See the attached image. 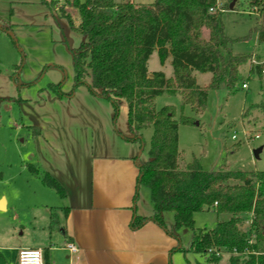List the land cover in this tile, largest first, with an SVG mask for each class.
Returning a JSON list of instances; mask_svg holds the SVG:
<instances>
[{"label": "rangeland", "instance_id": "rangeland-1", "mask_svg": "<svg viewBox=\"0 0 264 264\" xmlns=\"http://www.w3.org/2000/svg\"><path fill=\"white\" fill-rule=\"evenodd\" d=\"M47 1L51 9L44 0H0V196L9 199V208L0 211V245L22 240L20 224H28L45 200L37 196L39 187L57 196L43 187L41 175L49 172L59 181L55 174L62 176L63 172L56 170L57 166L67 164L63 148L74 163L84 152L87 157L130 152L139 164L149 159L153 129L142 130V141L132 140L135 133L128 124L127 102L121 100L117 108L109 98L92 93L87 83L76 81L74 51L85 37L73 28L68 16L77 26L79 10L62 0ZM114 1L150 5L155 0ZM218 7L224 10V32L234 40V53L251 55L240 66L247 88L209 89L206 108L200 113L184 105L180 94L159 95L154 105L157 109L173 106L176 119L184 115L194 120L179 124L180 167L198 159L206 170L227 166L264 171V113L252 107L264 103V72H250L257 64L264 68V44L252 32L257 12L248 0H218ZM207 34L204 29L203 36ZM171 60L169 56L162 63L155 50L148 70L173 77ZM195 74L200 86L208 85L212 76L199 71ZM247 109L249 113L243 115ZM257 149H262L258 158L254 155ZM67 167L74 172V166ZM146 199H151L150 189L142 184L140 203ZM166 214L167 223L169 219L174 222V214ZM228 218L220 216L221 220ZM194 219L196 231L211 229L218 221L214 211L197 212ZM243 228H248L247 222ZM172 230L182 239L186 259L203 264L206 256L190 251L193 231L175 225ZM229 256L223 253L221 264H227ZM0 264L11 262L0 255Z\"/></svg>", "mask_w": 264, "mask_h": 264}, {"label": "trees", "instance_id": "trees-1", "mask_svg": "<svg viewBox=\"0 0 264 264\" xmlns=\"http://www.w3.org/2000/svg\"><path fill=\"white\" fill-rule=\"evenodd\" d=\"M248 1L257 12L252 32L264 44V0ZM70 3L79 10L80 22L74 26L68 16L69 21L85 37L74 51L77 83H87L92 93L109 98L117 108L121 100L127 102L128 124L135 133L132 140L142 141V130L153 129L149 159L138 166V186L150 189L155 209L151 219L164 226L163 214L172 212L177 229L193 231L190 251L205 255L203 264H221L223 253L230 254L227 264H264V171L227 166L206 170L198 159L180 167L179 124L194 120L184 115L176 119L173 106L157 109L154 105L159 95L180 94L184 105L200 113L206 108L209 89L244 88L240 66L251 55L234 53V40L224 32V10L218 0H155L150 5L114 0ZM204 29L207 36H203ZM155 50L162 63L171 56L173 77L167 78L162 71L149 72L148 60ZM263 70L257 64L250 72L262 75ZM195 71L211 73L208 85L197 83ZM252 107L264 113V103ZM41 176L47 187L61 197L67 195L51 173ZM200 211L229 218L219 219L211 229L196 231L194 216ZM50 217V227L55 228V209ZM146 220L136 217L132 226L137 228ZM246 222L249 226L244 229Z\"/></svg>", "mask_w": 264, "mask_h": 264}, {"label": "crops", "instance_id": "crops-1", "mask_svg": "<svg viewBox=\"0 0 264 264\" xmlns=\"http://www.w3.org/2000/svg\"><path fill=\"white\" fill-rule=\"evenodd\" d=\"M193 75L197 81L195 72ZM63 152L67 164L62 162L56 169H62L63 175L55 174L52 165L48 167L67 195L58 196L52 189L57 195L53 196L38 186L37 196L45 199L42 208L28 224H20L22 240L0 245L5 262L17 264L22 248H40L45 264H192L183 254L181 237L172 230L175 221L167 223L164 213L165 225H160L151 219L155 214L151 199L140 203L139 163L133 153L87 157L84 152L74 163L67 149ZM67 165L74 166V172L70 173ZM0 200V211H6L9 199L1 195ZM53 209L58 223L55 228L50 227ZM136 217L147 220L134 228ZM68 244L76 246V251Z\"/></svg>", "mask_w": 264, "mask_h": 264}, {"label": "built area", "instance_id": "built-area-1", "mask_svg": "<svg viewBox=\"0 0 264 264\" xmlns=\"http://www.w3.org/2000/svg\"><path fill=\"white\" fill-rule=\"evenodd\" d=\"M64 3H67L68 0H62ZM264 72V70H263ZM244 88H247V84L245 83L243 85ZM246 135L248 138L249 136L247 133ZM256 138L260 137V134L255 135ZM234 139H236V135L233 136ZM216 205V203H215ZM68 247L72 251H76V246L73 244H68ZM17 264H45L44 262V256H43V250L40 248H22L19 250L18 253V263Z\"/></svg>", "mask_w": 264, "mask_h": 264}, {"label": "water", "instance_id": "water-1", "mask_svg": "<svg viewBox=\"0 0 264 264\" xmlns=\"http://www.w3.org/2000/svg\"><path fill=\"white\" fill-rule=\"evenodd\" d=\"M197 124H198V123H197ZM261 151H262V149L254 150V155H255L256 158L259 157V154H260ZM1 201H2V200H0V202H1Z\"/></svg>", "mask_w": 264, "mask_h": 264}, {"label": "bare ground", "instance_id": "bare-ground-1", "mask_svg": "<svg viewBox=\"0 0 264 264\" xmlns=\"http://www.w3.org/2000/svg\"><path fill=\"white\" fill-rule=\"evenodd\" d=\"M1 205H2V201L0 202V208H2Z\"/></svg>", "mask_w": 264, "mask_h": 264}]
</instances>
